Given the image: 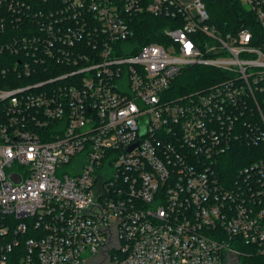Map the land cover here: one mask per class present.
<instances>
[{
    "label": "built area",
    "instance_id": "obj_1",
    "mask_svg": "<svg viewBox=\"0 0 264 264\" xmlns=\"http://www.w3.org/2000/svg\"><path fill=\"white\" fill-rule=\"evenodd\" d=\"M210 1L0 0V264L264 258V0ZM192 66L224 77L176 96Z\"/></svg>",
    "mask_w": 264,
    "mask_h": 264
},
{
    "label": "trees",
    "instance_id": "obj_2",
    "mask_svg": "<svg viewBox=\"0 0 264 264\" xmlns=\"http://www.w3.org/2000/svg\"><path fill=\"white\" fill-rule=\"evenodd\" d=\"M37 4H39V6L36 5V7L40 10H47L48 8V5H43L42 3ZM209 11L212 15V24L217 26V28H221L223 31H235V29H239L242 26L248 27L252 20H254L253 14L248 13L238 0H211ZM165 24H168V22L163 21L162 19H142L139 34L141 45L150 41L160 43L159 38L162 30L166 26ZM12 28L13 26L10 27V29ZM256 35L261 38H259L260 40L264 38L262 32L258 30ZM222 77H224V74L214 68L192 66L191 68L186 69L175 81V94L176 96H183L188 95L189 93L193 94L194 92L204 91L210 85L220 82ZM262 110L264 112V104ZM262 149V147H242L241 151H238L237 154L230 156L229 158L233 162L240 159H245L248 162L263 157V155H260ZM241 260L242 264H264V258L256 255L252 257L242 256Z\"/></svg>",
    "mask_w": 264,
    "mask_h": 264
},
{
    "label": "water",
    "instance_id": "obj_3",
    "mask_svg": "<svg viewBox=\"0 0 264 264\" xmlns=\"http://www.w3.org/2000/svg\"><path fill=\"white\" fill-rule=\"evenodd\" d=\"M12 179L14 180L15 183H19L20 178H18L17 176H12Z\"/></svg>",
    "mask_w": 264,
    "mask_h": 264
}]
</instances>
